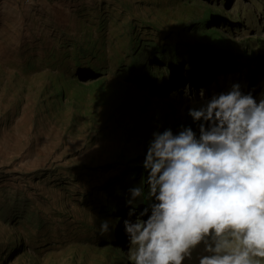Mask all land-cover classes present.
Instances as JSON below:
<instances>
[{
	"label": "rangeland",
	"instance_id": "rangeland-1",
	"mask_svg": "<svg viewBox=\"0 0 264 264\" xmlns=\"http://www.w3.org/2000/svg\"><path fill=\"white\" fill-rule=\"evenodd\" d=\"M210 42L238 65L187 63ZM236 82L264 92V0H0V264H125L153 133L199 135L189 109Z\"/></svg>",
	"mask_w": 264,
	"mask_h": 264
},
{
	"label": "clouds",
	"instance_id": "clouds-1",
	"mask_svg": "<svg viewBox=\"0 0 264 264\" xmlns=\"http://www.w3.org/2000/svg\"><path fill=\"white\" fill-rule=\"evenodd\" d=\"M189 114L199 135L181 125L149 141L147 175L126 200L125 264H185L194 253L196 264H264V92L236 82Z\"/></svg>",
	"mask_w": 264,
	"mask_h": 264
},
{
	"label": "trees",
	"instance_id": "trees-1",
	"mask_svg": "<svg viewBox=\"0 0 264 264\" xmlns=\"http://www.w3.org/2000/svg\"><path fill=\"white\" fill-rule=\"evenodd\" d=\"M211 19L209 17L205 18L204 22H208ZM190 46V45H189ZM192 46V45H191ZM160 50L162 51L161 54H157V59L158 61H164V58L166 57L165 54L163 53V50L160 48ZM171 54H173V60L172 63H175V66H177L179 64V61L181 59L182 56H187L188 55V60L187 63H198V61H200L201 57L202 59H204V62H207L208 64H210L213 61H209V60H216L214 61L215 65L220 66L221 68L223 67H228L227 65H229L230 63H235V65H238L237 62L234 61V58L236 57L235 54H233V52L231 50H229L226 46L220 45V44H216L214 42H210L209 44H199L197 45V47H191L189 48L185 53L183 51H180L178 48H172L171 50ZM198 59V60H195ZM184 64V63H183ZM183 64H179V66H181L180 68H182ZM248 73V71H247ZM195 76V77H194ZM172 80L175 84H180L182 83V76L181 75H176L172 77ZM197 82H199V78H196V74L192 75V84H196ZM192 118V117H191ZM193 119V118H192ZM108 168L111 167V165L108 164L107 166ZM140 168H137L134 170V172H131L132 177V182L134 183V185H138L141 182V179L143 177H145L147 175L146 170H139ZM146 190H147V186H145ZM144 206H147V201L143 202ZM143 208H141L142 210Z\"/></svg>",
	"mask_w": 264,
	"mask_h": 264
}]
</instances>
